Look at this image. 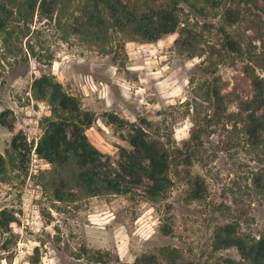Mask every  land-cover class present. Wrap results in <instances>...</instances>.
Here are the masks:
<instances>
[{
	"label": "rangeland",
	"instance_id": "obj_1",
	"mask_svg": "<svg viewBox=\"0 0 264 264\" xmlns=\"http://www.w3.org/2000/svg\"><path fill=\"white\" fill-rule=\"evenodd\" d=\"M261 33L264 36V28ZM178 36L128 42L124 50L52 40L44 44L53 53L50 66L43 58L27 55L25 48L8 56L0 46V114L7 110L12 124L0 128V154L11 150L16 136L26 138L31 149L28 176L0 179V213L6 211L0 217V264H101L97 259L134 264L143 255H157L160 264H223L240 256L235 247L214 250L216 227L237 222L240 233L264 234V200L252 193L245 197L243 188L250 171L260 165L247 161L241 146L228 145L227 140L213 146L206 166L195 163L172 176L167 197L158 203L148 201L141 188L127 195L63 203L41 186L40 172L49 165L35 148L42 134L40 121L50 115V107L33 98L34 78L54 75L95 115L86 135L113 161L120 149H131L128 133L142 120L160 131L172 130L182 144L190 137L191 121L176 107L190 96V80L203 58L180 52ZM256 44L264 47V38ZM220 74L231 80L235 70L223 66ZM108 113L123 122L111 123ZM189 180L201 184L200 199L191 198ZM8 215L14 218L7 226ZM163 248L177 251L165 259L160 256Z\"/></svg>",
	"mask_w": 264,
	"mask_h": 264
},
{
	"label": "trees",
	"instance_id": "obj_2",
	"mask_svg": "<svg viewBox=\"0 0 264 264\" xmlns=\"http://www.w3.org/2000/svg\"><path fill=\"white\" fill-rule=\"evenodd\" d=\"M263 28L264 0H0V46L8 56L26 51L50 66L53 53L44 44L52 40L124 50L128 42L153 43L178 33V50L203 58L190 80V96L176 107L191 121L189 139L178 144L172 130L160 131L142 120L128 133L131 149H120L116 161L86 135L95 115L54 75L35 77L33 98L50 107V115L40 121L42 134L35 148L49 165L40 172L42 188L63 203L127 195L141 188L148 201L158 203L167 197L172 176L195 163L206 166L213 146L227 140L228 145L241 146L247 161L260 165L250 171L243 188L245 197L253 194L264 200V47L256 44L263 43ZM223 66L235 70L231 80L221 76ZM7 113L0 114V128L12 127ZM107 117L111 123L123 122L115 114ZM30 152L26 138L16 136L11 150L0 154V179L28 176ZM189 184L191 198L200 199L201 184ZM8 216L7 226L14 218ZM213 246L237 249L240 259H224L223 264H264V234L240 233L237 222L216 227ZM176 251L163 248L160 256L167 259ZM157 258L143 255L134 264H160Z\"/></svg>",
	"mask_w": 264,
	"mask_h": 264
}]
</instances>
